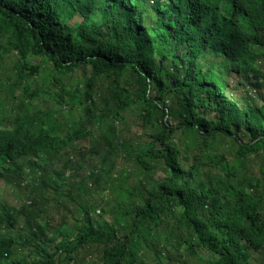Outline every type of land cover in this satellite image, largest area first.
Here are the masks:
<instances>
[{
    "label": "trees",
    "instance_id": "trees-1",
    "mask_svg": "<svg viewBox=\"0 0 264 264\" xmlns=\"http://www.w3.org/2000/svg\"><path fill=\"white\" fill-rule=\"evenodd\" d=\"M261 56L264 0H0V191L30 179V234L0 233V264H71L86 245L101 264H184L198 247L251 264L264 94L240 105L227 77L264 88ZM92 186L113 194L110 221ZM15 221L0 205V226Z\"/></svg>",
    "mask_w": 264,
    "mask_h": 264
},
{
    "label": "rangeland",
    "instance_id": "rangeland-1",
    "mask_svg": "<svg viewBox=\"0 0 264 264\" xmlns=\"http://www.w3.org/2000/svg\"><path fill=\"white\" fill-rule=\"evenodd\" d=\"M75 22V21H74ZM148 23V22H147ZM38 60H35V62ZM12 58H8L6 60V63L8 65H11ZM258 62L264 66V56H261ZM1 75V73H0ZM229 80L230 86L228 89V94L234 98L238 104L244 105L245 103L253 102L255 104H260L261 100L259 98L260 94H264V88L262 89H255L254 87H251L249 83L240 78L236 77H227ZM40 99H47L46 97H41ZM39 98H36L35 101L37 102ZM51 107L55 106L54 102L50 103ZM76 161V160H75ZM55 163H58L59 165L61 164L60 161H55ZM75 164V171H69V175H71L72 180H75L79 178L81 175L87 172V167L82 169V167L79 166V163L74 162ZM33 165H30L29 163L25 167V174H29L30 169L32 168ZM79 167V168H78ZM55 172H56V177L57 179H63L64 175H62L61 171L58 169V166H54ZM78 168V169H76ZM154 175L156 176L155 172ZM161 175V174H160ZM157 176H159V173L157 172ZM23 183L20 186H17L15 184H6L2 187L0 191V205H3L8 209V211H14V214H16V221L14 223L13 228H7L6 226H0V233H13V234H18L21 229H24L21 232V235L23 236H28L30 234L29 229H25L23 226V221H24V215L19 214V210L21 207L28 205V195L30 193V188L27 187L26 183L30 181L29 178L26 180H22ZM91 192L89 195L86 196L88 201L90 203H95L97 204V209L94 213H92V216L94 218H98V216H102L103 219L110 221L111 220V214L110 213H103V210L101 208L100 203L107 199H113V194H110L107 190H103V188H96L92 186L90 188ZM67 205V204H66ZM103 205V204H102ZM69 207L71 209L75 208L74 204H69ZM105 209V208H104ZM49 214H51L53 217H55L56 220L59 218V213H61V210H56L52 207H50V210L48 211ZM76 217H72L69 226L66 229V232L70 234L71 236H74L76 232L78 231L79 228V223L76 222ZM33 229L34 227L31 226ZM30 228V229H31ZM193 241L195 239L192 237L191 238ZM196 254L198 255L197 257L191 256L186 254H183V262L184 264H212L213 260L215 259V256L208 252L205 248L203 247H198L196 250ZM252 258L250 260L251 264H264V252H252ZM167 256L164 255L163 253V262L164 264H168L167 261ZM178 264L177 258L174 257V260H172V263ZM146 264L154 263V260H146ZM71 264H101V253H100V248H98L95 245H86L83 247L81 250L78 251V254L75 258V260Z\"/></svg>",
    "mask_w": 264,
    "mask_h": 264
}]
</instances>
